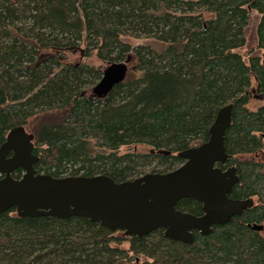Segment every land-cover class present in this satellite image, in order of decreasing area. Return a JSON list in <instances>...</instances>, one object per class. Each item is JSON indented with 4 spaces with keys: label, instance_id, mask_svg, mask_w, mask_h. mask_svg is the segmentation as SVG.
<instances>
[{
    "label": "trees",
    "instance_id": "16d2710c",
    "mask_svg": "<svg viewBox=\"0 0 264 264\" xmlns=\"http://www.w3.org/2000/svg\"><path fill=\"white\" fill-rule=\"evenodd\" d=\"M250 10L260 15L257 51L245 59L237 50ZM92 55L106 65L130 56L132 76L95 96L105 66L83 60ZM254 91L264 95V0H0V144L23 125L34 135L37 172L121 182L178 167L177 154L205 142L218 109L232 103L221 167H236L229 197L254 201L210 233L194 232L192 244L80 216L19 217L13 206L0 213V264H264V235L252 229L264 220L256 159L264 103L248 108ZM138 144L149 149L120 152ZM176 206L202 213L193 199Z\"/></svg>",
    "mask_w": 264,
    "mask_h": 264
},
{
    "label": "water",
    "instance_id": "95a60500",
    "mask_svg": "<svg viewBox=\"0 0 264 264\" xmlns=\"http://www.w3.org/2000/svg\"><path fill=\"white\" fill-rule=\"evenodd\" d=\"M130 59L128 56L107 64L92 94L105 97L113 86L123 82ZM232 107L228 103L218 109L205 142L177 154L182 159L178 167L121 182L105 174L53 177L37 172L33 133L23 125L13 127L0 144V213L14 206L19 217L80 216L137 237L163 229L165 238L192 244L194 232L208 234L213 225L227 223L253 204L252 198L229 197L238 180L236 167H221L228 158L224 136L231 124ZM16 169L22 171L19 178L11 175ZM181 199L199 202L202 213L178 209Z\"/></svg>",
    "mask_w": 264,
    "mask_h": 264
},
{
    "label": "rangeland",
    "instance_id": "374dc122",
    "mask_svg": "<svg viewBox=\"0 0 264 264\" xmlns=\"http://www.w3.org/2000/svg\"><path fill=\"white\" fill-rule=\"evenodd\" d=\"M204 18H208L210 16V14L207 13H203ZM259 18L260 15L255 11V10H250L249 11V20H248V24L244 29V35H245V44L242 48H239L237 51L239 53H241L243 55V57L246 59L248 56L249 52H256L257 51V34H256V28H257V24L259 22ZM124 41L129 42L131 45H136L138 43H149L152 42L149 39H136V38H132V37H123L122 38ZM80 57L79 55L74 56V59L78 60ZM85 61H87L89 64L94 65L95 67L97 66H101L104 67L106 66V64L100 63V61L94 56L92 55L91 57L85 58L83 59ZM134 63V62H133ZM133 63H129L128 66H132ZM132 76V74H129L128 72V76ZM136 75H138V73H136ZM264 103V95L258 94L257 92H253V96L251 97L249 103H248V108L249 109H255L257 108L259 105ZM149 148L145 145H132V146H122L120 148V152L124 153V152H129V151H137V152H145L147 151ZM256 159H258L261 163H262V171L264 173V151L259 152V154L257 155ZM149 169V168H148ZM148 169L146 171H148ZM264 225V222H263ZM264 233V230H263ZM121 247L123 248H127L128 247V243L124 242Z\"/></svg>",
    "mask_w": 264,
    "mask_h": 264
},
{
    "label": "flooded vegetation",
    "instance_id": "af4514ba",
    "mask_svg": "<svg viewBox=\"0 0 264 264\" xmlns=\"http://www.w3.org/2000/svg\"><path fill=\"white\" fill-rule=\"evenodd\" d=\"M11 155V153H9L7 156L9 157ZM225 165H226V163H225ZM229 165H227V166H225V168H227ZM17 170V169H16ZM15 170V171H16ZM14 172V171H13ZM21 173H22V171H21ZM0 177H1V175H0ZM247 199V198H246ZM254 202V201H253ZM253 205V204H252ZM250 208V207H249ZM263 222H264V220L261 222V223H257L256 225H260V228L259 229H256V231H258L260 234H262V235H264V233H263V230H264V225H263ZM254 225V224H253ZM252 225V226H253Z\"/></svg>",
    "mask_w": 264,
    "mask_h": 264
}]
</instances>
